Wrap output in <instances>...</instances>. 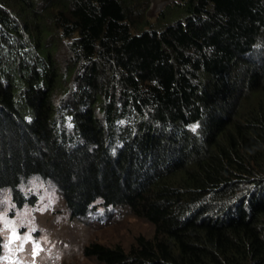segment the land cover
I'll use <instances>...</instances> for the list:
<instances>
[{"label":"trees","instance_id":"obj_1","mask_svg":"<svg viewBox=\"0 0 264 264\" xmlns=\"http://www.w3.org/2000/svg\"><path fill=\"white\" fill-rule=\"evenodd\" d=\"M149 7L0 0V191L151 226L101 264H264V0Z\"/></svg>","mask_w":264,"mask_h":264},{"label":"rangeland","instance_id":"obj_2","mask_svg":"<svg viewBox=\"0 0 264 264\" xmlns=\"http://www.w3.org/2000/svg\"><path fill=\"white\" fill-rule=\"evenodd\" d=\"M160 9L149 14L155 18ZM101 119L106 124L103 115ZM21 190L35 197L33 205L17 208L10 191H0V264H101L85 255L90 242L127 248L136 236L152 233L151 226L129 210H103L100 204L86 217L71 219L51 180L30 177Z\"/></svg>","mask_w":264,"mask_h":264},{"label":"water","instance_id":"obj_3","mask_svg":"<svg viewBox=\"0 0 264 264\" xmlns=\"http://www.w3.org/2000/svg\"><path fill=\"white\" fill-rule=\"evenodd\" d=\"M174 1L175 0H150V7L148 9V14H149V10L150 9H151V12H152V10H154V9H160L165 4L172 3Z\"/></svg>","mask_w":264,"mask_h":264},{"label":"bare ground","instance_id":"obj_4","mask_svg":"<svg viewBox=\"0 0 264 264\" xmlns=\"http://www.w3.org/2000/svg\"><path fill=\"white\" fill-rule=\"evenodd\" d=\"M21 203V202H20Z\"/></svg>","mask_w":264,"mask_h":264}]
</instances>
